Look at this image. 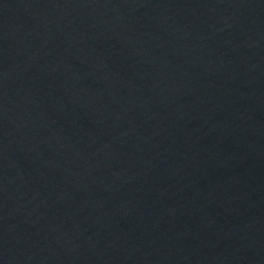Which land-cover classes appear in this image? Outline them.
Masks as SVG:
<instances>
[{
    "label": "water",
    "instance_id": "95a60500",
    "mask_svg": "<svg viewBox=\"0 0 264 264\" xmlns=\"http://www.w3.org/2000/svg\"><path fill=\"white\" fill-rule=\"evenodd\" d=\"M0 264H264V0H0Z\"/></svg>",
    "mask_w": 264,
    "mask_h": 264
}]
</instances>
